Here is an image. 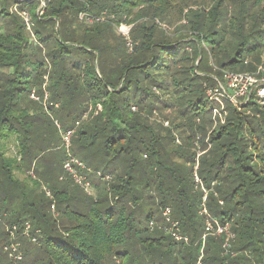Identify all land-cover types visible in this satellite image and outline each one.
<instances>
[{"label":"trees","instance_id":"obj_1","mask_svg":"<svg viewBox=\"0 0 264 264\" xmlns=\"http://www.w3.org/2000/svg\"><path fill=\"white\" fill-rule=\"evenodd\" d=\"M45 4L40 16L41 0H0V256L17 240L18 264H197L198 158L209 211L234 234L228 249L226 236L207 237L202 264H264V106L225 95L222 109L207 95L220 84L231 95L225 72L258 71L264 0ZM123 24L131 52L115 31ZM69 156L94 172L100 196L87 212L74 180L60 181ZM167 207L189 243L162 229Z\"/></svg>","mask_w":264,"mask_h":264},{"label":"built area","instance_id":"obj_2","mask_svg":"<svg viewBox=\"0 0 264 264\" xmlns=\"http://www.w3.org/2000/svg\"><path fill=\"white\" fill-rule=\"evenodd\" d=\"M227 78V83L229 89L234 92V95H229L226 93L227 98L236 104L238 98H247V103L252 99V97H256L257 101L264 102V78H259L254 74L245 73V74H237V73H224ZM222 87V86H220ZM221 89V88H220ZM256 89L257 93H252ZM213 90H208V93ZM216 93H220L219 88L215 90ZM73 132H67L64 136V144L67 149L71 146V136ZM65 172L70 175V177L74 180V182L79 185L85 187L86 190L92 189V184L87 180L86 173L84 171H90L86 168L85 164L81 162L79 159L69 156L64 164ZM195 175V183L202 184V181L197 174V171L194 173ZM204 194L202 196V201L200 205L199 215L204 219V235L201 239V248L199 250V261L197 264H202L201 260L204 256V247L205 241L207 237L210 236H226L227 242L224 245L225 249L230 247V241L234 238V234L231 231V224L225 223L222 224L219 219L214 217L208 207V192L204 189ZM49 197L50 193L47 194ZM222 203V202H221ZM52 209L55 210V207L52 206ZM165 225L162 227L164 232L168 235H171L173 239L177 242H185L189 243V238L181 233L180 225L178 222L173 220L172 210L170 207H167L163 212ZM18 231V227L14 226L10 231L11 237L13 240L15 239V234ZM24 235L31 236V225L27 223L24 229ZM33 243H37L38 239L36 236L31 237ZM5 251L10 255V257L15 261H21L23 256L20 251V243L12 242L9 246L5 247Z\"/></svg>","mask_w":264,"mask_h":264},{"label":"rangeland","instance_id":"obj_3","mask_svg":"<svg viewBox=\"0 0 264 264\" xmlns=\"http://www.w3.org/2000/svg\"><path fill=\"white\" fill-rule=\"evenodd\" d=\"M45 7H46V4H45V0H41V5H40V7H39V9L37 10V14L38 15H42L43 14V12H44V9H45ZM23 17H25L24 19H26L25 21H26V23H27V30L28 31H30L31 30V27H32V24L30 23V18H29V16L27 15V14H24V16ZM86 18H88V16L87 15H84V14H81L80 15V19L81 20H84L85 21V19ZM105 19L103 18V17H98V18H93L92 17V20L90 19L89 21H92V22H94V21H96V22H103ZM91 22V23H92ZM116 31V33L118 34V35H122L124 38H125V40L127 41V46H128V48H129V51L131 52L132 51V44H131V41H130V38H129V34H130V31H131V27L130 26H127V25H121L118 29H116L115 30ZM29 33H31L30 34V36H31V39H30V41H31V43H34V38H33V34H32V32H29ZM235 68H233L232 70H234ZM249 70V69H248ZM235 72H238V73H246L247 72V70L245 69V68H242L241 69V67H237L235 70H234ZM261 72V74L260 75H258L257 77L259 78V80H261V78H263L262 76H264V61L262 60V62H261V64H260V67L258 68V72ZM225 75V74H224ZM224 79H225V84H226V88H228V90H230L229 89V86H228V83H227V78L224 76ZM220 86H222V87H220L221 89V91H220V93H216L215 92V90L216 89H211V90H213V92L212 91H210L209 93H208V90H207V95L209 96V98L211 99V100H213V101H215V104H218V105H220V106H222V109H223V103H224V100H223V97H225V95H226V89L223 87V85H221L220 84ZM255 91H253L252 93H257L256 92V89H254ZM230 92H231V95L233 96L234 95V92L232 91V90H230ZM31 98H33L34 100H38V98L34 95V94H32L31 95ZM226 98V97H225ZM229 98V97H228ZM247 98H238L237 99V102H235L236 104V106H238V107H243V106H245V105H247ZM231 102V101H230ZM240 102V103H239ZM256 102H258L261 106H264V102H260V101H257L256 100ZM231 103H233V102H231ZM234 104V103H233ZM221 109V110H222ZM214 115H215V117H216V115L218 116V111H217V109L214 111ZM219 116H220V119H221V121L223 122V124H224V115L221 113V112H219ZM217 123H219V122H215V124H217ZM15 141L13 140V139H11V141H10V144H9V149H10V154L9 155H14L15 153H16V151H17V149H16V146H15ZM178 144H180V143H178ZM198 146H200L201 144H199V143H196ZM45 160L44 159H41V161H40V164H38V166L36 167V168H34V169H36L38 172H41V166H42V164H43V162H44ZM199 159L197 158V163H196V165H195V167H194V172L193 173H195L196 171H197V174H198V170H199ZM86 168H88L87 166H86ZM89 169V168H88ZM61 170H62V168H61ZM61 173H62V175L64 176H62V178H61V182H63V183H65V181H67V180H71V181H73V179L70 177V175H67L66 174V172L65 171H61ZM93 174L94 172L90 169V171L88 172V171H86V176H87V180L92 184V182H91V180H90V178H89V176H90V174ZM31 174V173H30ZM57 175H60V170L59 171H57ZM56 175V176H57ZM41 176V175H40ZM99 176H100V174H99ZM21 179H25L26 178V176L25 175H20L19 176ZM37 178V180H38V182H39V184H41V187H40V192H44V193H46V196L49 198V199H52L53 198V196H52V194H51V192L48 190V188H47V186L45 185L46 183L43 181V179L42 178H40L39 176L38 177H36ZM66 178V179H65ZM63 179H65V180H63ZM201 179V178H200ZM194 180H195V175H194ZM202 181V180H201ZM69 183L68 182H66V184L65 185H68ZM59 185H61V183L59 182ZM49 186V185H48ZM195 187L197 188V190H199L200 191V193H201V191H202V195L204 194V189L207 191V188H205V186H204V184H203V182H202V184H196L195 183ZM208 192V191H207ZM48 193H50V196L51 197H49L47 194ZM71 194L72 195H75V197L76 198H79V203H78V205H80V207H81V210L83 211V212H87L88 211V206H89V203H90V200L89 199H91V200H95V199H97V197H99L100 195H99V190H97L96 189V187L95 186H93V184H92V189H88V190H86L85 189V187H83V186H81V185H79L78 183H76V182H74L73 181V186H72V189H71ZM4 200V199H3ZM13 200H16V199H13ZM201 201H202V197H201ZM0 202H2V199L0 200ZM199 210H200V208H199ZM198 210V211H199ZM54 212V211H53ZM198 214H199V212H198ZM2 224L6 227V223H4V222H2ZM8 227V226H7ZM10 228L8 227V229H7V231L9 230ZM0 230H2V227H0ZM220 236V235H219ZM16 237H17V234H16ZM213 237H217V236H213ZM12 241H14L13 239H12ZM11 241V242H12ZM16 242H18L17 240H16ZM10 244H8L7 246H9ZM6 247V246H5ZM4 250H5V248H4ZM5 253H7L6 251H5ZM22 253V252H21ZM227 253H229V252H226L225 254H227ZM7 255H8V257H6L5 256V258H3L2 256H0L1 258H3V259H1L0 260V264H18L17 262L18 261H15V260H13L12 259V261H11V259H10V255L7 253ZM239 256V255H238ZM15 262V263H14ZM19 262H21V261H19Z\"/></svg>","mask_w":264,"mask_h":264},{"label":"crops","instance_id":"obj_4","mask_svg":"<svg viewBox=\"0 0 264 264\" xmlns=\"http://www.w3.org/2000/svg\"><path fill=\"white\" fill-rule=\"evenodd\" d=\"M250 74H254L255 76H258V75H260L261 74V72L259 71H257L256 73H250ZM263 78H264V76H262Z\"/></svg>","mask_w":264,"mask_h":264},{"label":"water","instance_id":"obj_5","mask_svg":"<svg viewBox=\"0 0 264 264\" xmlns=\"http://www.w3.org/2000/svg\"><path fill=\"white\" fill-rule=\"evenodd\" d=\"M198 67V63H197V65H196V68Z\"/></svg>","mask_w":264,"mask_h":264}]
</instances>
